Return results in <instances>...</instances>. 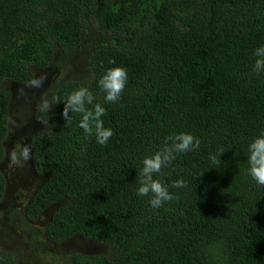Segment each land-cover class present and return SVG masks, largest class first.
<instances>
[{
  "label": "trees",
  "instance_id": "obj_1",
  "mask_svg": "<svg viewBox=\"0 0 264 264\" xmlns=\"http://www.w3.org/2000/svg\"><path fill=\"white\" fill-rule=\"evenodd\" d=\"M261 45L264 0H0V162L13 85L62 71L48 92L61 101L36 113L49 125L30 139L33 167L47 177L20 219L29 249L80 236L105 251L73 253L72 264H264V186L246 173L248 143L264 130V73L253 72ZM113 66L128 80L120 101L105 103L97 81ZM81 86L106 108V145L79 127L80 114L65 125L63 100ZM179 132L199 149L155 178L186 187L152 208L137 194V171ZM221 148L213 167L209 154ZM6 188L0 169V202ZM0 264L20 260L0 248Z\"/></svg>",
  "mask_w": 264,
  "mask_h": 264
},
{
  "label": "clouds",
  "instance_id": "obj_2",
  "mask_svg": "<svg viewBox=\"0 0 264 264\" xmlns=\"http://www.w3.org/2000/svg\"><path fill=\"white\" fill-rule=\"evenodd\" d=\"M253 56L254 73H264V45L257 47ZM109 63H114L109 61ZM47 72H42L38 76H34L28 80L25 87L17 89L19 97H26V88L41 89L44 82L47 80ZM128 80L127 70L121 66H113L107 68L102 76L98 79V87L104 93L105 103H118L121 99V94L125 89ZM95 95L86 86H81L72 92L68 93L63 100L64 108L62 116L66 124L71 122L70 113L80 114L79 127L88 136H94L96 142L100 145H106L113 136V129L105 127L102 117L106 114V108L101 103H94ZM60 98L56 95L49 96L47 92L40 94L39 102L35 105L37 112L42 114L49 113L53 107L60 102ZM87 105H92L91 108ZM45 127L49 125L48 119H39ZM9 124L15 128L23 127L26 121H16L10 119ZM10 127V132L13 131ZM200 147V140L191 133L179 132L173 136L165 137L161 147L152 153L146 155L142 159V166L137 171V180L139 187L137 194L140 196L149 197V205L152 208L163 207L166 202L178 199L170 188H184L186 182L182 179L172 181L170 185H165L158 178L157 174L163 175L162 169L168 167L172 161L177 157V154L187 153L189 151L198 150ZM225 150H219V157L217 154H209V161L213 167L220 164V155ZM7 157H9L10 166L23 167L27 161L32 157V149L29 144H16L13 148L8 150ZM247 169L246 173L258 185L264 186V130L258 135L254 136L247 146Z\"/></svg>",
  "mask_w": 264,
  "mask_h": 264
},
{
  "label": "rangeland",
  "instance_id": "obj_3",
  "mask_svg": "<svg viewBox=\"0 0 264 264\" xmlns=\"http://www.w3.org/2000/svg\"><path fill=\"white\" fill-rule=\"evenodd\" d=\"M47 72L48 78L41 89L26 88V97H19L17 89L25 87L24 84L13 85V97L10 107V119L26 121L23 127L15 128L9 124L8 134L4 140L6 154L0 162V169L6 176L7 188L5 197L0 202V248L13 251L18 255L20 264H72L73 253H101L105 248L100 243L84 238L74 237L63 243L54 245L49 250L32 251L29 249L28 237L21 231L20 219L31 197L39 186L46 180V175L39 174L33 167L32 157L23 167L10 166L7 152L16 144H29L32 135L41 129L42 124L36 118L35 105L39 102L40 94L48 92L56 84L62 74L56 68L41 70ZM37 75V76H38ZM10 127L13 131L10 132ZM14 211H17L19 219H13ZM52 209L48 210L40 221L35 224L41 234L45 225L49 222Z\"/></svg>",
  "mask_w": 264,
  "mask_h": 264
}]
</instances>
